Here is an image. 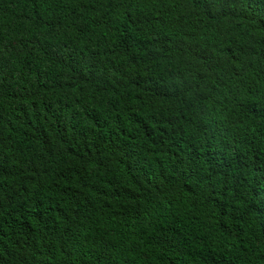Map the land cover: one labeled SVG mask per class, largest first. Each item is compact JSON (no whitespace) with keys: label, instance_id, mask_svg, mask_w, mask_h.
<instances>
[{"label":"trees","instance_id":"16d2710c","mask_svg":"<svg viewBox=\"0 0 264 264\" xmlns=\"http://www.w3.org/2000/svg\"><path fill=\"white\" fill-rule=\"evenodd\" d=\"M0 264H264V0H0Z\"/></svg>","mask_w":264,"mask_h":264}]
</instances>
